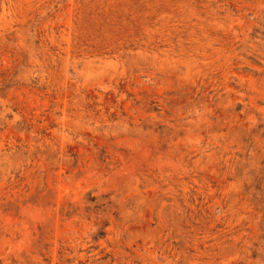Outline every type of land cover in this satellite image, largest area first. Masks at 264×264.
I'll return each instance as SVG.
<instances>
[{
  "label": "rangeland",
  "instance_id": "rangeland-1",
  "mask_svg": "<svg viewBox=\"0 0 264 264\" xmlns=\"http://www.w3.org/2000/svg\"><path fill=\"white\" fill-rule=\"evenodd\" d=\"M0 264H264V0H0Z\"/></svg>",
  "mask_w": 264,
  "mask_h": 264
}]
</instances>
